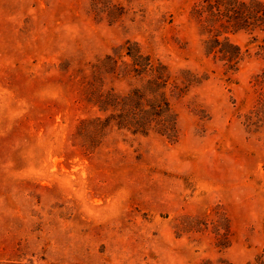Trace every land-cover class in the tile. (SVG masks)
Returning <instances> with one entry per match:
<instances>
[{
    "label": "rangeland",
    "instance_id": "rangeland-1",
    "mask_svg": "<svg viewBox=\"0 0 264 264\" xmlns=\"http://www.w3.org/2000/svg\"><path fill=\"white\" fill-rule=\"evenodd\" d=\"M100 2L114 23L91 0H0V264H264V133L243 125L258 42L230 35L244 59L226 73L197 0ZM126 41L204 78L171 100L174 143L78 134L91 65Z\"/></svg>",
    "mask_w": 264,
    "mask_h": 264
},
{
    "label": "trees",
    "instance_id": "trees-1",
    "mask_svg": "<svg viewBox=\"0 0 264 264\" xmlns=\"http://www.w3.org/2000/svg\"><path fill=\"white\" fill-rule=\"evenodd\" d=\"M100 3L104 8L98 6ZM113 8H118L115 15ZM91 9L97 18L106 11L110 24L122 13L121 7H106L100 0H91ZM191 15L203 36L204 55L220 63L226 73L237 71L244 59L241 48L230 40V35L239 32L250 36L249 44L258 42L255 54L264 62V0H197ZM259 35L263 36L260 41ZM203 79L189 69L173 71L142 52L137 43L126 41L91 65L83 92L94 113L80 121L78 134L92 144L113 129L133 136L154 134L174 143L178 124L171 100L183 97ZM121 83L128 87L124 92L116 90L115 84ZM250 83L254 102L243 115V125L248 132L264 133V65ZM216 264L232 263L219 259Z\"/></svg>",
    "mask_w": 264,
    "mask_h": 264
}]
</instances>
